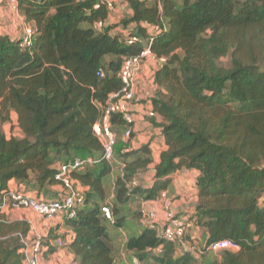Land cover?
I'll return each mask as SVG.
<instances>
[{"label":"trees","instance_id":"trees-1","mask_svg":"<svg viewBox=\"0 0 264 264\" xmlns=\"http://www.w3.org/2000/svg\"><path fill=\"white\" fill-rule=\"evenodd\" d=\"M17 1L35 33L27 47L22 37L0 34V203L13 180L47 192L61 184L60 164L96 160L72 173L85 200L66 219L74 234L67 247L78 264H116L128 205L137 201L142 221L137 198L156 200L171 191L173 173L195 169L198 199L184 237L165 241L141 223L126 250L141 264H198L197 251L204 264H264V0H120L129 11L116 24L104 0ZM161 16L167 30L152 33ZM116 27L123 31L112 33ZM128 34L140 41L129 44ZM148 46L166 59L150 101L167 148L151 186L133 183L154 159L149 144L131 149L134 133L123 139V115L110 118L115 157L124 164L114 178L94 129L110 94L123 88L124 61ZM14 116L19 135L3 129ZM108 201L114 223L101 212ZM30 231L0 210V264H24L21 236ZM224 239L239 249L220 250L211 261L209 247Z\"/></svg>","mask_w":264,"mask_h":264},{"label":"built area","instance_id":"built-area-1","mask_svg":"<svg viewBox=\"0 0 264 264\" xmlns=\"http://www.w3.org/2000/svg\"><path fill=\"white\" fill-rule=\"evenodd\" d=\"M3 0H0V2ZM105 5L110 11H114L116 8L117 0H104ZM2 4V3H1ZM5 5L9 10L19 18L22 27L21 45L27 47L32 43V37L35 33L32 26L27 25L24 22V16L20 12L17 0H5ZM160 9L162 7L160 4ZM95 27L102 29L103 22L96 23ZM167 30V26L164 18L161 16L160 22L150 27L152 33H161ZM19 37V38H20ZM140 41V37L128 34L127 42L129 44ZM153 41L149 39V43ZM148 56L156 57L151 48L148 46L141 55L127 58L122 66L120 77L123 81V88L121 91L112 93L107 101L103 122L95 125L94 129L103 145V158L106 159L111 165L118 164V160L115 157L114 145L116 142V135L114 134L110 118L112 113H121L124 120L127 122L128 127L124 133L125 139H129L133 133L135 119L131 109V102L136 99L135 85L139 71L142 68L143 60ZM159 67H161L166 59L164 57L158 58ZM150 118L156 117L157 113L151 110L148 113ZM96 160L92 158H77L73 161L63 163L59 165V171L56 175V179L60 181L63 186V191L57 198H42L28 194L25 191L10 188L3 196L0 203V210L7 212L10 210L27 209L38 216L53 219L60 215H64L66 219H74L77 216V209L84 204V193L82 188L76 185V181L72 177V173L77 170L83 169L86 165L92 164ZM120 168L124 167V164L120 162ZM133 183L136 185L137 182ZM140 210L142 212V224L148 228L156 230L158 236L165 241L177 242L181 240L186 232V219L177 213L173 206V201L168 196V192H162L161 196L156 200L143 201L139 198ZM161 205V209L164 211V215L161 216L158 212L157 206ZM103 216L110 222L114 223L115 219L111 209V202L108 201L101 207ZM73 233L68 238H73ZM127 240V238H126ZM22 247L20 252L23 255L24 264H44V236L36 229L31 227V231L26 236H21ZM57 245L60 249H64L67 246V239L59 237L57 239ZM188 250L191 251L189 247ZM223 249L238 250L239 245L234 241L224 239L219 242L213 243L209 250L218 252ZM158 252L162 250V247L156 249ZM121 257L127 261L126 251H122ZM132 264H141L137 256L132 258Z\"/></svg>","mask_w":264,"mask_h":264},{"label":"crops","instance_id":"crops-1","mask_svg":"<svg viewBox=\"0 0 264 264\" xmlns=\"http://www.w3.org/2000/svg\"><path fill=\"white\" fill-rule=\"evenodd\" d=\"M116 8L111 13V16L108 20L109 23H114V14L116 12ZM121 8L125 11H129V8L126 6V4L121 3ZM10 15L13 16V19H16L9 8L5 4L0 3V29H4V32L6 34H10V36L14 39L19 38L22 34V31L18 30L14 24L10 23ZM2 21L5 25L7 24V26L2 27ZM122 31L123 29H121L120 27H116L112 30V33ZM0 34H2V31H0ZM158 68L159 60L156 57L148 56L143 60V65L141 70L139 71L135 85L136 99L130 104L135 119L133 129L134 136L131 140V149H139L141 146L149 144L154 159L153 164L150 166V170H148L146 173H139L138 176L134 179V182H137V184L143 183L146 186L152 185L154 167L160 162L161 154L167 148L161 127V122L163 121L162 117L158 114L156 117H153V119L148 116V113L153 110L150 98L153 96L156 89V85L154 83V73ZM124 133L122 134L123 139H125ZM119 164L120 161H118V164L113 165L112 178H114L115 174L120 171ZM198 174L199 172L195 169H183L171 175L173 178V187L171 191L168 192V196L172 199L174 209L177 213L188 211L189 214L193 211V206L198 199L196 186V178ZM9 186L13 189L25 191L32 196L49 199L59 197L61 192L63 191V186L59 183L50 186L47 192H40L36 189H30L25 184L19 183L15 180L11 181L9 183ZM189 204H191V208L189 207ZM157 209L159 214L163 216L164 211L163 209H161V205H158ZM11 211L12 214L14 212V215H12L11 218H9L7 215V213L10 211L5 212L9 220L25 221L30 224L32 228L36 229L44 236V264H78L76 256L69 250L67 246L64 249H60L57 245V239L61 236H64V238L67 239V245L72 240V238H68V236L73 232L71 228L67 226L66 218L64 215H60L53 219H47L38 216L32 211L28 210L27 212V209L25 211ZM127 219L128 229L120 228L118 232L120 231L121 235L124 234V236L128 239V236L132 232H141L142 221H138L137 225H135V223L132 222L131 216L128 215ZM201 231V229L195 228L196 237L199 238L200 234L202 235L203 231L202 233ZM126 238L123 242V250L121 249V251H119L118 253L116 251V243L118 240H116L115 242L116 264H125L124 262H127L129 257H131V261L132 258L135 257L133 256V252H128L125 248V243L127 241ZM122 251H126L127 261L121 257Z\"/></svg>","mask_w":264,"mask_h":264},{"label":"rangeland","instance_id":"rangeland-1","mask_svg":"<svg viewBox=\"0 0 264 264\" xmlns=\"http://www.w3.org/2000/svg\"><path fill=\"white\" fill-rule=\"evenodd\" d=\"M1 3L5 4V0H3V2H1ZM124 12H125V10L121 8V1L119 0V1H118V4H117L116 12H115V14H114V17H115L114 24L118 23V21H119V20L121 19V17L123 16ZM14 16H15L16 19H13V18H12L13 16L10 15V18H9V20H11L10 23L14 24L15 27H17L18 30L22 31V27H21V23H20V21H19V18H17L16 15H14ZM9 20H8V21H9ZM1 26H2V27H3V26H7V24L5 25L4 22L2 21ZM0 31H2V33H5V32H4V29H0ZM13 123L16 124V118H15V117H13V122H12V123H7V124H5V125L3 126V129H4L5 132L8 133V134H10V133L12 134V133H13V134L19 135L20 132H19V130H18L17 128H15L16 126H15ZM109 200H110V199H109ZM189 207L191 208V204H189ZM189 207H188V209H189ZM126 209H127V215L131 216V217H132V222H134L135 225H137L138 220H137L136 218H138V217H136V216H137L136 212H137L138 209H139V204L137 203V201L133 202L131 205L129 204V205H128V208H126ZM20 210L25 211L26 209H20ZM13 211H15V210H13ZM29 211H30V210H29ZM27 212H28V210H27ZM15 214H16V213H15ZM187 214H188V211H184V212H180V213H179V215H182V216H184V217H186ZM7 215H8L9 218H11L12 215H14V212H13V214H12V211L10 210V212H8ZM134 227H136V226H134ZM201 233H202V231H201ZM202 234H203V233H202ZM200 237H201V234H200ZM125 238H126V237H125L124 234H123V235H121L120 238L118 239V241H117V243H116V251H117V253H118L119 251H121V249L123 250V242H124V239H125ZM198 243H199V242H198ZM199 245H200V243H199ZM199 245H198V246H199ZM197 248L202 249V246L197 247ZM200 251H201V250H200ZM196 253H197V255H198V264H204L203 257L201 256V254H199V251H197ZM209 253H211V259H210L211 261H213L214 259H217V258H218V259L221 258L219 251H218V252H211V251H210ZM124 263H125V264H132L131 257H129V258H128V261H127V262H124Z\"/></svg>","mask_w":264,"mask_h":264}]
</instances>
